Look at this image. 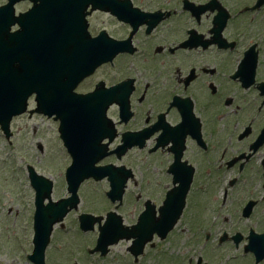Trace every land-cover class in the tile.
Returning <instances> with one entry per match:
<instances>
[{"label": "flooded vegetation", "instance_id": "obj_1", "mask_svg": "<svg viewBox=\"0 0 264 264\" xmlns=\"http://www.w3.org/2000/svg\"><path fill=\"white\" fill-rule=\"evenodd\" d=\"M118 2L134 21H120L110 11L88 13V36L105 31L118 43L106 41L90 52L89 60L104 53V61L74 92L100 89L103 101L110 102L111 127L102 124L96 136L112 151L102 163L123 164L133 174L116 210L121 224L134 226L146 207L157 220L167 194H184L169 203L170 208L182 204V212L163 240L153 232L152 241L135 255L131 239L98 244V224L80 229L81 215L101 216L109 208L93 213L83 208L79 193L80 202L52 230L63 232L58 238L79 241L60 250L51 235L44 264H141L148 250L178 241L186 254L176 257L178 264H213L207 253L220 250L226 252L225 263L264 264V0ZM52 121L57 131L58 122ZM144 159L153 178L163 181L152 198L134 192L133 203L125 204L136 177L125 160ZM70 226L79 235H66ZM50 244L55 253H48Z\"/></svg>", "mask_w": 264, "mask_h": 264}, {"label": "rangeland", "instance_id": "obj_2", "mask_svg": "<svg viewBox=\"0 0 264 264\" xmlns=\"http://www.w3.org/2000/svg\"><path fill=\"white\" fill-rule=\"evenodd\" d=\"M4 2L5 0H0V4ZM11 130L13 135L9 142L0 132V264H29L25 255L31 250L32 230L29 211L33 208V191L28 184L25 166L27 164L33 166L38 173L54 182L52 197L56 198L65 193L63 173L68 166L66 164L68 156L59 141L56 124L51 119L38 115L29 118L24 114L11 121ZM38 145L41 146V151ZM125 163L136 171L134 182H131L127 188L125 204L133 203L134 192H140L142 197L148 198L156 195L154 187L163 180L153 178L148 159L132 162L125 160ZM82 184L79 193L83 208L93 213H100L109 208V202L103 196V190L108 188L105 182L91 181L83 186ZM125 212L128 215V212ZM131 218L133 217H127V220ZM180 229L181 226H178L169 237L172 242L178 236ZM52 235V244L58 245L60 250H66L74 245L71 242L73 239L79 241L74 237L58 238V235L62 237L63 232L57 229ZM66 235L72 237L79 233L70 226V231ZM52 244L48 253H55ZM181 245L180 241L175 245L164 242L155 250H148L141 264H178L180 258L176 259V257L180 253L186 255L181 250L184 244ZM120 249L116 247L115 250L118 252ZM225 253L222 250L208 251L207 258L213 264H234L240 261L238 259L225 263L223 255ZM165 257H171L172 261L164 262L162 259Z\"/></svg>", "mask_w": 264, "mask_h": 264}, {"label": "water", "instance_id": "obj_3", "mask_svg": "<svg viewBox=\"0 0 264 264\" xmlns=\"http://www.w3.org/2000/svg\"><path fill=\"white\" fill-rule=\"evenodd\" d=\"M0 15H3V20L0 18V125L6 132L9 122L14 115L24 112L26 108V99L32 93H36L37 110L45 112L51 116L55 113L61 119L60 132L64 139V144L72 156V164L67 169L68 190L75 194L79 182L89 176L96 179L102 178L105 175L109 176L112 189L108 195L112 198H119L121 193L122 181L121 174L114 173L111 166L95 167L94 164L105 155V147L98 146L96 140V126L91 121V108H96L87 96H72L68 90L63 91L60 95L55 89L56 76L64 70V66H58L53 57L47 52L51 51L49 41L44 40L39 45V51L29 56L28 61L25 60V51L23 47V38L15 34H9V26L17 21L13 19L6 7L0 9ZM11 12V10H10ZM21 26V22L18 21ZM23 23V22H22ZM42 24L39 25V29ZM70 69V67L68 66ZM94 67L89 68L91 71ZM67 69V67H66ZM81 73V71H80ZM78 74L73 75L75 80ZM71 89V88H70ZM120 169V168H119ZM33 186L39 191L37 194V205L42 204L44 198H49L50 183L36 176L31 175ZM34 179L36 181H34ZM44 183L42 186L38 183ZM74 203L73 198H68L61 201L56 207H49L51 210L52 220L49 221L45 228L43 223L45 220L42 216H36L35 233L36 238H43V244L38 249L42 253L44 246L48 241V236L51 231V223L54 221L53 215H59L60 218L65 207ZM182 204L174 212L172 210L162 208V218L157 220L155 224L150 225L155 228L161 236L172 227L175 218L181 210ZM47 216V215H46ZM57 217V219H58ZM147 219V218H146ZM109 221V220H108ZM107 221V222H108ZM105 233L101 230V239L114 234H119L120 231L113 227L112 223L108 222ZM130 235H139L143 237V232L136 231ZM35 238V241H36ZM148 239L143 238L138 242L137 250L141 249L142 242ZM43 247V248H42ZM37 259V257H33Z\"/></svg>", "mask_w": 264, "mask_h": 264}]
</instances>
